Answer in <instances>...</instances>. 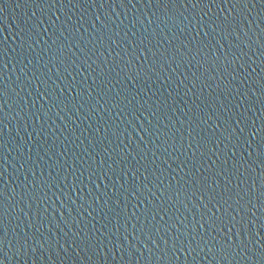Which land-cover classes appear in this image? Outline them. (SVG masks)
Listing matches in <instances>:
<instances>
[{
    "label": "water",
    "instance_id": "95a60500",
    "mask_svg": "<svg viewBox=\"0 0 264 264\" xmlns=\"http://www.w3.org/2000/svg\"><path fill=\"white\" fill-rule=\"evenodd\" d=\"M262 88V0H0V264H264Z\"/></svg>",
    "mask_w": 264,
    "mask_h": 264
},
{
    "label": "snow or ice",
    "instance_id": "6c2138e0",
    "mask_svg": "<svg viewBox=\"0 0 264 264\" xmlns=\"http://www.w3.org/2000/svg\"><path fill=\"white\" fill-rule=\"evenodd\" d=\"M152 0H149V3H151ZM155 2L157 4H160V3H166L167 0H155ZM262 2H264V0H262ZM262 93H264V88L261 89ZM146 131V130H145ZM162 238V237H161ZM148 239L150 241H152V243L155 245V249H149V253L150 255H155L156 253H161V252H164L167 250V248L165 249H162L160 251H157L160 249V244L156 242L155 239H152L151 236L148 237ZM0 243H3L2 240H0ZM165 245H167V241L165 240ZM242 246V242H241V245H236L235 248L233 247V244L230 242L228 243V245L226 247H221L220 249H218V252L223 254V253H226L228 255H231L233 254V251H236L238 253V250L239 248ZM30 247V244H29V240L25 237H21L19 240H17L16 242V250H17V253H20V254H25V249L29 248ZM145 248H148L147 244L144 245ZM137 251H139V248H137Z\"/></svg>",
    "mask_w": 264,
    "mask_h": 264
}]
</instances>
